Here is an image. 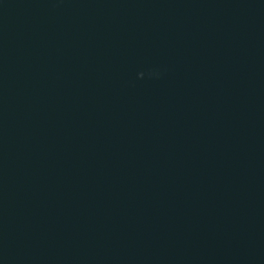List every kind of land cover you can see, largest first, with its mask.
Wrapping results in <instances>:
<instances>
[{
  "label": "water",
  "instance_id": "95a60500",
  "mask_svg": "<svg viewBox=\"0 0 264 264\" xmlns=\"http://www.w3.org/2000/svg\"><path fill=\"white\" fill-rule=\"evenodd\" d=\"M0 264H264V0H0Z\"/></svg>",
  "mask_w": 264,
  "mask_h": 264
}]
</instances>
